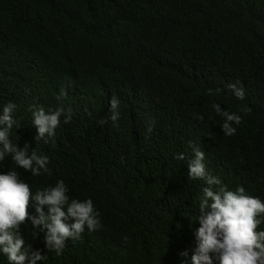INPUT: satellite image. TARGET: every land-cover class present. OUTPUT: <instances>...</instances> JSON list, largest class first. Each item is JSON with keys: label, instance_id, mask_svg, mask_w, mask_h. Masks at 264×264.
<instances>
[{"label": "trees", "instance_id": "16d2710c", "mask_svg": "<svg viewBox=\"0 0 264 264\" xmlns=\"http://www.w3.org/2000/svg\"><path fill=\"white\" fill-rule=\"evenodd\" d=\"M8 102L22 125L13 142L48 155L50 171L32 176L10 157L0 171L34 189L63 179L101 213V229L47 264H185L204 186L187 177L190 141L229 190L264 199V0H0V109ZM217 103L242 116L236 135L222 132ZM34 104L71 109L54 142L36 141ZM22 230L44 249L43 233Z\"/></svg>", "mask_w": 264, "mask_h": 264}, {"label": "clouds", "instance_id": "9594fccd", "mask_svg": "<svg viewBox=\"0 0 264 264\" xmlns=\"http://www.w3.org/2000/svg\"><path fill=\"white\" fill-rule=\"evenodd\" d=\"M229 87L237 99H245L243 88ZM120 105V98L113 95L110 119L114 123L120 119ZM18 107L15 102H8L0 109V164L10 157L18 168L32 176L48 173V155L30 143L21 148L20 143L13 142V130L17 134L22 126L16 119ZM213 107L224 119L222 132L229 137L236 135L233 124L239 126L242 116L218 103ZM29 111L37 129L36 141L45 144L54 142L62 117L65 124L71 121V109L66 112L63 106L53 110L34 104ZM189 146L193 157L187 164L188 180L203 181L204 186L196 199L195 224L199 227L194 230L195 251L190 260L187 250L180 253L186 258L185 264H214V257L219 264H264V199L249 195L244 186L229 190L220 177L208 170L205 152L194 142L190 141ZM176 159L184 160L185 155L181 153ZM68 193L63 179L54 186L34 189L16 170L0 171V256L6 257L7 264H47V253L61 255L69 239L78 240L85 229L91 233L103 227L101 213L91 198L80 200ZM30 203L34 214L29 211ZM27 224L31 225L33 238L39 239L43 233L44 249H35L26 241L22 227Z\"/></svg>", "mask_w": 264, "mask_h": 264}]
</instances>
